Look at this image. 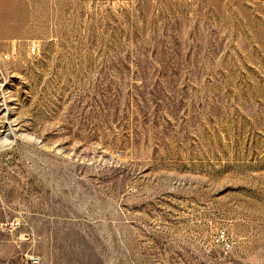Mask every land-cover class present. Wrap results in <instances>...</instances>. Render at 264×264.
I'll list each match as a JSON object with an SVG mask.
<instances>
[{"label": "rangeland", "instance_id": "rangeland-1", "mask_svg": "<svg viewBox=\"0 0 264 264\" xmlns=\"http://www.w3.org/2000/svg\"><path fill=\"white\" fill-rule=\"evenodd\" d=\"M0 84V264H264V0H0Z\"/></svg>", "mask_w": 264, "mask_h": 264}, {"label": "clouds", "instance_id": "clouds-1", "mask_svg": "<svg viewBox=\"0 0 264 264\" xmlns=\"http://www.w3.org/2000/svg\"><path fill=\"white\" fill-rule=\"evenodd\" d=\"M3 84H0V97H6V94L2 91L3 90ZM7 105V101L5 99V107ZM5 118L7 117V112L4 114ZM10 125L13 123L11 121L8 122ZM9 132L11 133V127L9 129ZM28 140H33L34 137L31 135L25 134ZM15 144V138L9 139L8 134H5L3 136H0V154L5 153L7 151H10Z\"/></svg>", "mask_w": 264, "mask_h": 264}]
</instances>
